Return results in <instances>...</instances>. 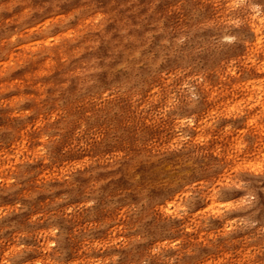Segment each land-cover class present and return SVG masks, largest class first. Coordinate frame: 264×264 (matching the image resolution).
Listing matches in <instances>:
<instances>
[{"label":"rangeland","instance_id":"obj_1","mask_svg":"<svg viewBox=\"0 0 264 264\" xmlns=\"http://www.w3.org/2000/svg\"><path fill=\"white\" fill-rule=\"evenodd\" d=\"M0 264H264V0H0Z\"/></svg>","mask_w":264,"mask_h":264}]
</instances>
